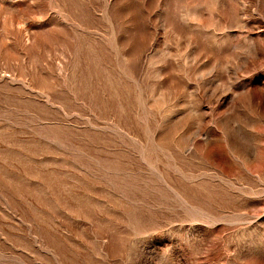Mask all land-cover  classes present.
<instances>
[{
  "label": "rangeland",
  "instance_id": "1",
  "mask_svg": "<svg viewBox=\"0 0 264 264\" xmlns=\"http://www.w3.org/2000/svg\"><path fill=\"white\" fill-rule=\"evenodd\" d=\"M0 264H264V0H0Z\"/></svg>",
  "mask_w": 264,
  "mask_h": 264
}]
</instances>
